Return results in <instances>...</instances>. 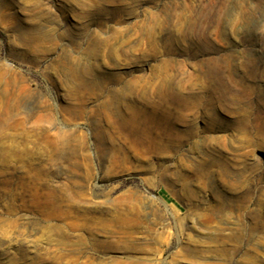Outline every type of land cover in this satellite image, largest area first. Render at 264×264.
<instances>
[{
	"label": "rangeland",
	"instance_id": "374dc122",
	"mask_svg": "<svg viewBox=\"0 0 264 264\" xmlns=\"http://www.w3.org/2000/svg\"><path fill=\"white\" fill-rule=\"evenodd\" d=\"M0 264H264V0H0Z\"/></svg>",
	"mask_w": 264,
	"mask_h": 264
}]
</instances>
